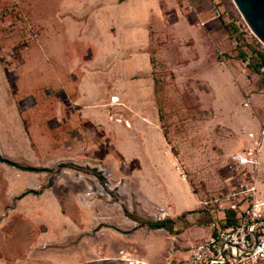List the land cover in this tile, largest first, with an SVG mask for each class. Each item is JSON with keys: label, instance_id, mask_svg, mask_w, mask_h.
Here are the masks:
<instances>
[{"label": "rangeland", "instance_id": "obj_1", "mask_svg": "<svg viewBox=\"0 0 264 264\" xmlns=\"http://www.w3.org/2000/svg\"><path fill=\"white\" fill-rule=\"evenodd\" d=\"M148 57L172 152H181L174 135L186 142L188 132L204 123L208 165L198 172L207 178L190 181L201 202L212 206L218 197L224 200L216 196L221 179L231 178L229 192L240 186L232 172H249L237 169L227 150L245 139L250 127L260 137L264 129V42L235 0H0V66L9 84L0 72L1 99L7 104L0 109V156L19 167L0 163V264L187 261L176 255L178 239L147 226L162 215L145 204L160 201L161 187L144 176L129 178L136 166L126 165L111 143L94 154V126L79 121L62 100L76 91L77 70L91 72L81 91L99 94L111 86L113 92L119 72L125 76L127 68L136 73L123 77V85L133 89L148 81V76L140 80L148 73ZM14 92L17 120L8 103ZM116 98L111 102L118 105ZM77 124L87 146L70 155L65 147L68 137L81 135ZM113 128V141L123 137ZM108 153L113 159L102 162ZM257 160L253 174L264 194L259 154ZM31 191L38 195H24ZM233 222L230 211L228 224ZM210 234L206 228L190 235L195 240Z\"/></svg>", "mask_w": 264, "mask_h": 264}, {"label": "crops", "instance_id": "obj_2", "mask_svg": "<svg viewBox=\"0 0 264 264\" xmlns=\"http://www.w3.org/2000/svg\"><path fill=\"white\" fill-rule=\"evenodd\" d=\"M148 64V73H143L144 77L140 80H143L148 76L147 80L149 81V84L148 81L145 82L144 80V82L140 81L138 85H133V89L124 87L122 80L123 77H130L132 74L136 73L127 68L125 76H122L123 69L119 72L120 76L119 79H117L118 82H115L116 89L113 92L110 91L113 87L107 86L105 87V92H101L99 94L95 92L92 94L90 92L81 91L83 90V81H86L91 77V72L86 71L83 74V70L79 73L77 70L75 72L78 74V77L74 78L76 81L74 84L76 91L70 93L68 96L63 94L62 100H64L66 106L77 112L79 115V121L87 122L88 124H92L91 126H94V154H96L95 149H97L98 146H104V144L108 145V143H111L114 150H116L124 158L126 165L132 164L136 166L135 171H130L129 178L135 174L144 176L152 181H155V183L161 187L162 195H160V201L147 200L148 202L145 201V204L150 203L153 207H155L156 211L159 210L162 212L159 221L171 220L174 222V231L178 232V234L174 235L170 234L168 231H162L167 232L171 237L180 241V246L177 249L178 254L176 255L179 256L180 259L184 258V260H188L191 249L209 240L217 227H224L226 225L230 209L229 205L225 203H215L211 206L209 201L201 202L198 197L200 195L196 194L193 190L191 181L194 183L196 180L198 181V177H200V171L198 172V170H202L204 173L208 165V159L206 158L205 151L209 142L206 139L207 133L203 131L204 123L199 122L198 125H196L197 132H188L187 136L186 133L182 134L187 137L185 138L186 140L188 139L186 142L182 139L183 137L179 135L177 137L174 135L176 133L180 134L179 132H174V138L177 140L176 144L179 145L181 151L178 156L175 155L172 152V147L166 139L167 137L156 89L157 82L154 80L153 68L149 57ZM83 65L84 64H81V66ZM97 71V69L94 70V81H96L97 78L95 74ZM0 72H2V76H4L3 79H5L7 87L9 88L8 80L5 78V73L3 75L4 70L1 66ZM145 86L148 87L145 88ZM136 88H142L143 92H139ZM134 92L136 96L132 98L131 93ZM1 96L2 94L0 92V109L5 107ZM9 97L11 98V102H8L10 103V110L16 115L17 120L19 115V104L16 101L14 94L10 93ZM113 97H118V105L112 104L111 99ZM5 108H7V104ZM113 126H116L118 132L123 134V137L116 138L115 141L111 138L113 137V132H116V129H114ZM74 128L76 131L77 129H80L81 135L73 134V136L68 137L70 140H68V146L65 147V150L70 149V155H78V153L83 150L86 145L83 137L86 136L85 131H83L80 124L74 125ZM249 129V135L245 137V139H243L240 143L237 142L233 147L227 150L228 160L234 155L243 154L245 151L255 149L259 143L261 147L259 157L260 162L263 165V126L261 129V137L259 133L255 132L257 130L256 127H250ZM97 130H101L103 132L101 136L95 135ZM72 131H74V129H71V132ZM131 131H134L135 136ZM28 135L29 134L26 136L30 141L32 138ZM136 136H138V145L134 143V137ZM201 145L204 147L201 148ZM34 153H36V151ZM63 153H66V151L61 152V154ZM2 155L4 156L5 153ZM187 156H190V158ZM101 159L102 162L106 163L109 159H113V155L109 153L104 154ZM39 170H48V172H50V169L45 168ZM185 170L188 175L185 174ZM124 173V171L120 172V175L123 176ZM200 178H204L203 180H206L207 177ZM228 180L230 181L231 178L224 177L223 180L221 179V188L216 196L227 192L226 187ZM167 189L169 190V193H167ZM257 189L258 193L255 197H253V200H249L247 204L252 203L255 205L258 204V202L261 203L258 204L259 207L257 208V211L259 212L260 217L264 219V194L261 193L263 190L261 189V185H259V180L257 183ZM203 195H205L204 190ZM107 196H109V194ZM169 210H171L172 215H163ZM211 214L213 216L212 223L210 222ZM174 218L176 220H174ZM206 228L211 230V234L208 238H196L194 240L190 235L193 232L198 230L203 231Z\"/></svg>", "mask_w": 264, "mask_h": 264}, {"label": "built area", "instance_id": "obj_3", "mask_svg": "<svg viewBox=\"0 0 264 264\" xmlns=\"http://www.w3.org/2000/svg\"><path fill=\"white\" fill-rule=\"evenodd\" d=\"M259 151L258 143L255 149L230 158L237 169H249L246 174L232 172L239 189L222 193L224 200H216L229 205L234 222L217 227L209 240L191 249L184 264H264V219L257 211L258 204H247L257 194L253 170L259 167Z\"/></svg>", "mask_w": 264, "mask_h": 264}, {"label": "water", "instance_id": "obj_4", "mask_svg": "<svg viewBox=\"0 0 264 264\" xmlns=\"http://www.w3.org/2000/svg\"><path fill=\"white\" fill-rule=\"evenodd\" d=\"M247 23L264 42V0H235Z\"/></svg>", "mask_w": 264, "mask_h": 264}, {"label": "trees", "instance_id": "obj_5", "mask_svg": "<svg viewBox=\"0 0 264 264\" xmlns=\"http://www.w3.org/2000/svg\"><path fill=\"white\" fill-rule=\"evenodd\" d=\"M263 69H264V64H263ZM9 83L11 86H15V83L13 81L9 80ZM14 95H16L15 92H14ZM0 163L6 164L10 167L19 168L16 164H14L8 160L3 159L1 156H0ZM21 170H23L25 172H29V173L48 172V170H39V169H34V168H23ZM26 194L27 195H38V193L35 191L25 193L24 195L26 196ZM169 225H172V227L169 228ZM147 226L153 230H165V231H168L170 234H174V235L178 234V232L174 231V222H172L171 220L158 221L156 223H149V224H147Z\"/></svg>", "mask_w": 264, "mask_h": 264}, {"label": "bare ground", "instance_id": "obj_6", "mask_svg": "<svg viewBox=\"0 0 264 264\" xmlns=\"http://www.w3.org/2000/svg\"><path fill=\"white\" fill-rule=\"evenodd\" d=\"M118 100H119V99H117V98H116V99H114V101H118ZM120 123H121V122H120ZM130 128H131V127H130Z\"/></svg>", "mask_w": 264, "mask_h": 264}]
</instances>
